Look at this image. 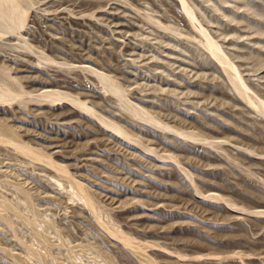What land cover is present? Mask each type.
<instances>
[{"label":"rangeland","instance_id":"rangeland-1","mask_svg":"<svg viewBox=\"0 0 264 264\" xmlns=\"http://www.w3.org/2000/svg\"><path fill=\"white\" fill-rule=\"evenodd\" d=\"M22 3L0 264H264V0Z\"/></svg>","mask_w":264,"mask_h":264},{"label":"bare ground","instance_id":"bare-ground-1","mask_svg":"<svg viewBox=\"0 0 264 264\" xmlns=\"http://www.w3.org/2000/svg\"><path fill=\"white\" fill-rule=\"evenodd\" d=\"M21 5L23 6V3L21 4V0H0V37L1 36L3 37V34H5L6 32L8 34H9V32H15V29L17 27L19 28L24 23L25 11L22 9ZM188 14H189V12H188ZM209 46H210L211 50H213V51L218 50V48L211 43L209 44ZM217 52H219V50ZM2 65H5V64H2ZM0 70H1V74H0V102L1 101H2V103H4V101H10L11 102V100H13V99L15 100L16 97L21 96L24 92L20 88V86L13 84L14 80L12 82V80H11L12 78L8 74L5 73V67H2V69H0ZM16 82H18V81H16ZM47 95L50 96L51 93H49ZM68 97L69 96H67L66 98H68ZM46 98H47V96H46ZM246 98H248V96ZM51 99H54V98H51ZM70 99H72V98H70ZM248 100L250 102L252 101V100H250V98H248ZM75 102L77 103L78 100H76ZM253 103H254V101H253ZM15 136L16 135L14 134V132L11 129L6 128L5 125L0 123V137L3 140L11 139V138H14ZM71 188H72V191L74 194H76L78 197H80L88 206H90L91 208H94V202H93L94 200L92 199L90 193L83 186H81V187L77 186L76 184H74L72 182ZM1 205L4 207L9 206L8 204H6V202H2ZM7 209H9V208H7ZM127 241L129 242V240H127Z\"/></svg>","mask_w":264,"mask_h":264}]
</instances>
